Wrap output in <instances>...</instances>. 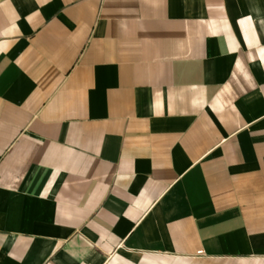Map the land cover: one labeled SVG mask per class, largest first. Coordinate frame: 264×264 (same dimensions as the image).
<instances>
[{"label": "crops", "instance_id": "1", "mask_svg": "<svg viewBox=\"0 0 264 264\" xmlns=\"http://www.w3.org/2000/svg\"><path fill=\"white\" fill-rule=\"evenodd\" d=\"M0 264H264V0H0Z\"/></svg>", "mask_w": 264, "mask_h": 264}]
</instances>
